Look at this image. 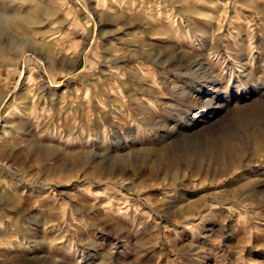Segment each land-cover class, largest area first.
I'll return each mask as SVG.
<instances>
[{
  "label": "rangeland",
  "instance_id": "374dc122",
  "mask_svg": "<svg viewBox=\"0 0 264 264\" xmlns=\"http://www.w3.org/2000/svg\"><path fill=\"white\" fill-rule=\"evenodd\" d=\"M35 1L0 40V264H264V0Z\"/></svg>",
  "mask_w": 264,
  "mask_h": 264
},
{
  "label": "bare ground",
  "instance_id": "6f19581e",
  "mask_svg": "<svg viewBox=\"0 0 264 264\" xmlns=\"http://www.w3.org/2000/svg\"><path fill=\"white\" fill-rule=\"evenodd\" d=\"M120 3L124 4L125 6H127V8H129L131 11H134V10H138L139 12L141 11H146V7H143V6H140L139 2L140 0H118ZM139 1V2H138ZM141 1H145V0H141ZM165 1V0H163ZM169 1V0H168ZM174 1V0H173ZM138 2V3H137ZM151 2H154V0H146L144 3L145 4H150ZM35 3L36 1L35 0H0V40H1V37L3 35V33L6 31V30H12V29H19L20 31H22L21 29V26L20 24L21 23H25L27 25H30V26H41V25H47L48 24V21L52 20L53 18L59 16V14L61 13L60 10H56V11H53V12H45L44 14V18L46 21H41L39 20L37 16L38 15V12L37 10H35L34 6H35ZM165 3V2H164ZM173 3V2H172ZM142 4V3H141ZM172 5V4H171ZM180 5L181 7L184 6V7H188L189 3L187 2H184V0H175L174 2V5ZM33 6V7H32ZM186 7V8H187ZM185 8V9H186ZM184 9V10H185ZM24 10L23 13H21L22 11ZM190 10V9H189ZM44 11V10H43ZM41 11V12H43ZM186 11V10H185ZM189 12V11H188ZM123 12L121 10H118L116 12V17L117 19L120 17H122ZM161 17V16H160ZM142 19L144 21H148V19L146 20V17ZM149 22V21H148ZM144 24V23H143ZM38 34H42L41 32L38 33ZM129 34V33H128ZM44 37V36H43ZM207 39V38H206ZM128 44V43H127ZM131 44V43H129ZM145 47V46H143ZM12 49V48H11ZM16 49V48H15ZM3 50V48L0 49V52ZM17 50V49H16ZM10 52V51H9ZM14 55H18L16 54L15 51H12ZM132 52V51H131ZM21 54V53H20ZM135 57V56H134ZM135 59V58H134ZM200 64V63H199ZM196 65V64H195ZM0 67H2V65L0 64ZM198 69H201L203 68L202 66H198L197 67ZM28 79V78H27ZM174 88V87H173ZM141 91V90H140ZM26 92V91H25ZM41 92V90H40ZM46 92V91H45ZM45 94V93H44ZM139 94V93H138ZM143 94V93H142ZM149 94V93H148ZM173 94H175L173 92ZM110 95V94H109ZM173 96V95H172ZM27 97V96H26ZM54 97V96H53ZM129 97V96H128ZM132 97V96H131ZM129 97V98H131ZM176 98V97H175ZM132 101H144L145 99L144 98H131ZM42 100V98H41ZM54 100V99H52ZM43 101V100H42ZM130 101V100H129ZM115 102V101H114ZM28 103V102H26ZM121 103V102H120ZM132 103V102H131ZM115 104V103H114ZM133 104V103H132ZM136 104V103H135ZM134 107V106H133ZM139 107V106H138ZM141 107V106H140ZM139 107V108H140ZM137 108V107H136ZM29 109V108H28ZM135 109V108H134ZM145 108H143V111H144ZM175 109V108H174ZM119 110V109H118ZM129 111V110H128ZM127 111V112H128ZM129 113V112H128ZM144 113V112H143ZM138 114V112H137ZM145 114V113H144ZM20 115V114H19ZM22 117H26L27 116V113H22L21 114ZM139 116V115H138ZM141 116V114H140ZM152 116V115H151ZM21 117V118H22ZM130 117V116H129ZM146 117V116H145ZM132 119V118H131ZM137 119V117H136ZM112 120V119H111ZM116 122V121H115ZM142 122V121H141ZM9 124V123H7ZM127 124V123H126ZM8 126V125H7ZM6 127V125H5ZM130 129V128H129ZM119 140V139H117Z\"/></svg>",
  "mask_w": 264,
  "mask_h": 264
}]
</instances>
